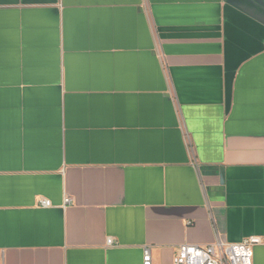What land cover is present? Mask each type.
<instances>
[{"label":"crops","instance_id":"crops-1","mask_svg":"<svg viewBox=\"0 0 264 264\" xmlns=\"http://www.w3.org/2000/svg\"><path fill=\"white\" fill-rule=\"evenodd\" d=\"M251 236L264 264V0H0V264Z\"/></svg>","mask_w":264,"mask_h":264},{"label":"built area","instance_id":"built-area-1","mask_svg":"<svg viewBox=\"0 0 264 264\" xmlns=\"http://www.w3.org/2000/svg\"><path fill=\"white\" fill-rule=\"evenodd\" d=\"M70 204V198L64 199V205ZM39 207L50 208L51 202L41 198ZM262 239L251 236L237 244H223L216 240L207 246H180L173 258L172 264H253L254 248L262 243ZM107 246H112L111 239L106 240ZM143 264H152V254L149 247L143 249Z\"/></svg>","mask_w":264,"mask_h":264}]
</instances>
